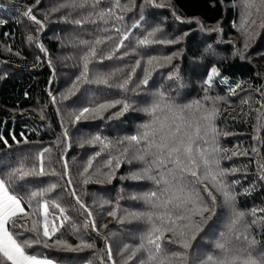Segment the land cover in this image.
I'll return each mask as SVG.
<instances>
[{"label":"trees","instance_id":"1","mask_svg":"<svg viewBox=\"0 0 264 264\" xmlns=\"http://www.w3.org/2000/svg\"><path fill=\"white\" fill-rule=\"evenodd\" d=\"M111 2L102 0L98 8H108ZM63 3L65 0H0V21H3L0 23V133L11 145L0 142V175L20 158L27 157L28 163H32L38 152L50 149L45 153V163L48 170L55 169L57 175L21 182L24 186L21 194L56 183L58 187L49 198L58 200L71 219L53 240L59 238L72 246L83 240L95 247L63 251L35 245L29 251L48 255L60 264H86L89 261L91 264H102V261L112 264L103 251L107 244L115 264H124L121 249L125 244H138L147 225L143 221L122 224L108 213L115 211L117 216H125L129 211H150L143 199L132 197L158 191V186L153 179L131 178L132 172L147 167L144 161L132 159L135 149L141 146L130 148L129 156L125 157L116 149L128 146L127 141L124 145L116 142L138 134L141 126L152 120V116L142 109L151 104L158 92L166 93L178 105H195L199 101L204 109L218 110L213 121L219 133L216 141L227 151L217 156L221 169H237L224 177L236 193L235 207L245 213L264 209V181L259 179V166L264 164V123L260 124L261 133L256 131L258 116L264 117V112L256 111L264 104V28L259 27L264 20V6L257 4L259 13L253 9L250 20H256V25L248 39L249 46L245 48L241 0H121L130 10L121 12L117 9L124 19L113 22L118 27L130 29L129 39L116 57L94 61L90 68L93 72L122 69L114 79L115 83L140 59L142 63L128 86L130 90L124 92L116 87L93 84L84 85L76 95L68 96V90L81 72L80 57L86 50L80 40L93 41L97 36H111L112 40L98 46L107 52L114 48L119 34L112 30L113 22L108 25L72 23L92 9L72 11L62 8ZM28 8L41 24L23 15ZM141 14L144 20L140 26L131 28ZM104 28L109 31H101ZM155 29L159 31L154 39L178 42L137 47V41ZM28 36L33 39L29 41ZM124 52L129 54L119 58ZM149 57H172V60L167 63L158 59L147 65L145 62ZM213 66L219 75L209 86L204 81ZM145 67L151 73L148 84L131 91L145 75ZM118 99H127L133 106L119 119L109 120L98 114H89L88 119L78 122L73 119V114L83 107ZM119 108L117 105L102 115L107 117ZM12 135L21 142L15 143ZM95 135L107 137L114 147L102 150L98 143H86ZM254 135L259 138L253 139ZM24 140L28 143H23ZM253 147L257 148L256 153L251 151ZM245 151L247 155L243 154ZM96 152L101 155L95 156ZM233 152L238 154L233 155ZM112 156L119 158L120 166L115 168L113 164L114 175L109 182L97 169L109 171L104 163ZM90 159L92 167L88 168ZM197 187L202 188V185ZM72 192L92 213L91 217L76 203ZM25 210L30 211L27 205ZM49 211L59 215V209L50 206ZM229 217L230 209L219 204L217 215L189 250L192 259L217 252L215 243L225 231ZM245 219L257 221L249 231L264 246V212L257 211L255 216L249 215ZM85 221H93L97 230L85 229ZM73 225L78 232L73 231ZM31 235L24 233L21 239ZM117 238L119 244L115 242ZM166 247L178 250L176 245Z\"/></svg>","mask_w":264,"mask_h":264},{"label":"snow or ice","instance_id":"2","mask_svg":"<svg viewBox=\"0 0 264 264\" xmlns=\"http://www.w3.org/2000/svg\"><path fill=\"white\" fill-rule=\"evenodd\" d=\"M101 3L102 0H65L61 7L72 11L91 7V11L72 20V23L76 25H95L98 22L108 25L113 21L119 22L124 17L117 12V9L121 12L130 10L128 5L121 3V0H112L111 6L108 8H98ZM241 4L244 9L242 29L246 36L245 48H247L249 46L248 39L253 35L252 28L256 25V20H250V17L253 14V9L259 13L260 8L257 4L264 6V0H241ZM69 14L71 15V13ZM23 15L36 24H41L32 15L31 8L25 10ZM143 20L144 16L141 14L139 20L135 21L131 28L139 27ZM115 22L112 23V30L119 36L112 50L105 52L104 49L98 47L105 44L106 41L112 40L111 36H97L93 41L80 40V45L84 46L86 50L80 57L81 72L68 90V96L76 95L84 85L93 84L105 85L109 88L116 87L124 92L130 90L128 86L132 82L136 69L141 66L140 59H137L130 71L115 83L113 81L118 73L123 71L122 69L110 72H93L90 68V64L94 61L103 62V60L116 57L120 49L125 46V41L129 39L130 29L118 27ZM259 27L264 28V20L261 21ZM101 31L107 32L109 29L104 28ZM157 31L159 29L150 31L142 39H139L137 47H145L153 43L178 42L154 39ZM27 39L31 41L33 37L28 36ZM41 50H44L42 46ZM128 54V52H124L119 58L122 59ZM158 59L171 63L172 57H149L145 63L152 65ZM150 75V71L145 67V75L139 80L136 88L131 91L135 92L142 85H147ZM218 75V69L213 66L204 83L210 86L213 78ZM117 105H120L118 111L103 117L104 112L110 108H116ZM132 107L127 99L105 101L79 109L77 113L73 114V119L77 122L86 120L89 114H98L101 118L109 120L119 119ZM142 111L152 116V120L142 125L138 134L117 141L116 143L119 145H124L127 141L128 146L116 150L121 155L128 157L130 148L141 146L135 149L132 159L144 161L147 167L132 172L131 178L153 179L158 186V191L146 193L143 197H132V199H143L149 205L150 211H129L125 216H117L115 211L108 213L109 216L116 218L122 224L143 221L147 225L138 244H125L121 249L124 264H129V262L132 264H264V246L249 231L257 221L253 219L251 222H247L245 219L249 215L255 216L257 211L264 212V209H252L250 213H245L235 207L236 193L224 180V177L229 174V171L234 173L237 169H221L217 156L218 153L227 151L220 148L216 141V136L219 133L213 121L218 110L215 108L204 109L199 101L195 102V105H178L166 93L158 92L151 104ZM256 111L264 112V104H261V108ZM257 119L256 131L258 133L260 124L264 123V117L258 116ZM209 133H211V137H209ZM65 135H67L66 132ZM258 138V135L253 137V139ZM11 139L15 143L21 142L16 139L15 135H12ZM0 142L11 146L3 133H0ZM23 143H28V141L24 140ZM86 143H98L102 146V150L114 147L107 137L101 135L92 136ZM251 151L256 153L258 150L253 147ZM48 152L50 149L38 152L32 163H28L27 157H22L14 166L9 167L7 172L0 175V264H59L58 260L48 255L30 252L29 249L35 245L63 251H83L95 247L94 244L83 240L75 246L69 245L59 238L53 240L57 232L71 219L58 200L49 198V194L58 187L56 183L29 189L21 194L24 187L21 182L57 175L55 169L49 171L46 166L45 153ZM232 154L237 155L238 153L233 152ZM243 154L247 155L248 153L245 151ZM100 155V152L95 153V156ZM48 160L50 164V158ZM113 164L115 168L120 166L118 157L112 156L104 163V167L109 171L102 172L97 169L98 173L104 175L109 182L114 175ZM64 167L66 175L67 165L65 164ZM90 167H92L91 159L88 162V168ZM87 170L85 168V171ZM259 173V179L264 181V164L259 166ZM208 182L211 183V188H209ZM41 183H43L42 180ZM197 185H202V188ZM71 195L76 197V203L91 217L92 213L87 210L76 193L72 192ZM221 203L230 209V217L225 231L221 232L215 243L217 252L192 259L189 250L193 247V242L217 215V208ZM25 205L30 211L25 210ZM50 206L59 209L58 216L50 213ZM57 220L60 222L59 225L55 222ZM84 228L96 231L97 225L93 221H85ZM73 231L78 232L79 229L73 225ZM27 232L32 235L21 239ZM166 245H176L178 250H170ZM103 251H106L108 261L115 264L111 247L106 244ZM88 264H91V261Z\"/></svg>","mask_w":264,"mask_h":264},{"label":"rangeland","instance_id":"3","mask_svg":"<svg viewBox=\"0 0 264 264\" xmlns=\"http://www.w3.org/2000/svg\"><path fill=\"white\" fill-rule=\"evenodd\" d=\"M257 107H259V106H257ZM256 108V107H255ZM261 132L259 131L258 132V134H260ZM115 242H117L118 244H119V239L117 238V239H115ZM60 264V263H59ZM86 264H88V263H86Z\"/></svg>","mask_w":264,"mask_h":264}]
</instances>
